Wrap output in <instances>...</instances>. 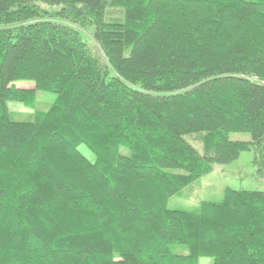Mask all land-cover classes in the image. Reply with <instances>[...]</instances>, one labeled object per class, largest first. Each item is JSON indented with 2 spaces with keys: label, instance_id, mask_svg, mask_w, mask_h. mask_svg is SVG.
Here are the masks:
<instances>
[{
  "label": "trees",
  "instance_id": "16d2710c",
  "mask_svg": "<svg viewBox=\"0 0 264 264\" xmlns=\"http://www.w3.org/2000/svg\"><path fill=\"white\" fill-rule=\"evenodd\" d=\"M248 151L264 177V0H0V264H264V191L168 208Z\"/></svg>",
  "mask_w": 264,
  "mask_h": 264
},
{
  "label": "rangeland",
  "instance_id": "374dc122",
  "mask_svg": "<svg viewBox=\"0 0 264 264\" xmlns=\"http://www.w3.org/2000/svg\"><path fill=\"white\" fill-rule=\"evenodd\" d=\"M108 11L113 9L108 8ZM119 12H113L112 16L118 17ZM94 27L82 29L84 39L93 44L92 34ZM95 47V46H94ZM95 50L100 54L98 47ZM19 88H34L31 81L20 80L14 83ZM57 95L51 92L37 91L36 102L33 107H27L20 102H10L8 104L11 119L16 122H31L37 113L46 112L55 102ZM201 135L192 134L185 137L197 149L201 150ZM230 138L234 141H250L251 137L246 133H232ZM80 151L90 161H95L94 154L84 145ZM253 151L243 152L238 160L229 165L215 164L213 171L198 179L190 186L184 188L178 194L172 196L168 201V208L188 212H197L202 202L220 203L223 201L225 191L232 189L235 191H264V177L257 174L253 165ZM176 253L185 254L182 247L175 249ZM213 258H200L199 264H212Z\"/></svg>",
  "mask_w": 264,
  "mask_h": 264
}]
</instances>
